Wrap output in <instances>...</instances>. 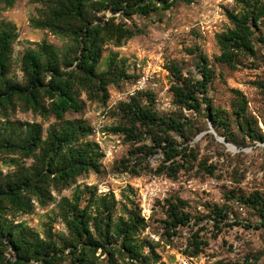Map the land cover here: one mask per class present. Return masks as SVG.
Returning <instances> with one entry per match:
<instances>
[{
  "label": "trees",
  "instance_id": "trees-1",
  "mask_svg": "<svg viewBox=\"0 0 264 264\" xmlns=\"http://www.w3.org/2000/svg\"><path fill=\"white\" fill-rule=\"evenodd\" d=\"M15 1L0 0V10L11 8ZM31 1L40 6L39 16L30 19L31 27L46 30L69 43L63 50H57L42 40L26 49L20 59L22 79L17 81L11 76L17 33L10 22H0V116L6 120L0 123V156L13 157L12 170L4 175L0 171V264H96L103 255L106 264H118V260L122 264H149L148 256L142 252L144 248L156 262L158 242L138 240L147 226L137 207L124 206L123 216L114 217V199L96 196L94 190L88 189L83 206V193H73L70 199L61 198L59 217L66 228L65 236H56L50 226L41 236L9 217L31 213L35 202L46 206L53 199L52 192L68 188L83 174L100 172L103 153L95 142L87 139L93 129L82 118L68 119L66 115L81 114L86 101L105 103L109 98L108 86L129 78L112 59L106 70L98 71L107 45L118 47L139 34L137 28L126 24V19L168 11L176 3L189 4L191 0ZM233 4L234 9L225 13L231 27L215 35L220 53L216 60L237 69L240 56L255 57V42L264 43V0H234ZM169 69L174 79L169 91L179 108L177 112L157 114L151 108L153 94L137 92L129 101L120 103L114 113L120 122L110 131L122 135L129 144L127 156L119 161L121 171L132 176L143 172L176 179L179 173L197 167L212 176L215 166L207 164V158L199 156L196 147L190 144L201 130L182 112L203 116L229 141L225 134L228 115L213 107L207 96L212 70L202 55H197L195 62L199 79L185 76L176 64ZM230 92L231 114L237 120L238 131L244 138L264 143L257 122L246 114V99L238 90ZM139 97L145 98L148 105H142ZM16 109L42 119L53 117L55 122L45 132L40 123H11L8 116ZM232 143L242 146L234 139ZM157 154L161 159L152 170L149 159ZM27 161L30 162L26 164ZM224 198L226 202L235 199L253 211L260 220L256 228H264V195L235 196V192L229 191ZM162 206L166 237L173 238L179 230L191 225L184 210L185 201L168 197ZM227 212L224 206H212V228L220 231L222 227L241 225L231 223ZM199 233L197 228L189 236L184 250L189 257L198 256L208 246ZM242 264L255 263L245 260Z\"/></svg>",
  "mask_w": 264,
  "mask_h": 264
},
{
  "label": "rangeland",
  "instance_id": "rangeland-1",
  "mask_svg": "<svg viewBox=\"0 0 264 264\" xmlns=\"http://www.w3.org/2000/svg\"><path fill=\"white\" fill-rule=\"evenodd\" d=\"M228 1L230 0H191L189 4L179 2L168 11L153 12L145 17L135 15L126 19V24L137 28L139 34L118 47L107 45L98 71L106 70L112 59L118 69L129 78H122L108 86L109 98L105 103L86 101L81 114L66 115L68 119L82 118L93 129L87 139L95 142L103 153L100 172L81 175L68 188L52 192L53 199L46 206H39L35 202L31 213L17 214L13 218L9 217V220L23 223L41 236L49 226L56 236H65L66 228L59 217L61 198L70 199L73 193H83V206L90 189L95 191L96 196L106 195L114 199V217L123 216V207L128 209L132 205L144 215L147 227L138 240H150L159 244L155 250L158 256L156 262L147 248L142 250L143 255L148 256L149 264H178V254L182 252L186 255L187 251L184 250L189 236L197 228L200 229L198 236L201 240L208 242L203 252L194 258L197 264H242L245 260L264 264V228H256L259 217L235 199L226 202L224 198L229 191L235 192V196L252 193L264 195V143L244 138L238 131L237 120L231 114L233 96L230 92L231 89L241 92L247 101V116L257 122L258 131L264 137V43L255 42V57L240 56L237 69H231L216 60L220 53L215 35L231 27L225 13L235 6H229ZM39 9L40 6L31 0H16L11 8L0 10V22H10L17 33L11 65V76L17 81L22 79L20 59L26 49L33 48L42 40L52 44L57 50H63L69 43L46 30L31 27L30 19L39 16ZM197 55L204 56L212 70L213 78L208 85L207 96L213 107L227 113L229 123L225 134L231 141L224 140L233 145L235 150L218 140L222 136L212 127L210 129L206 118L182 110L201 130L190 144L196 147L199 156L207 158V164L215 166L214 175L203 174L197 167L179 173L176 179L143 172L139 176H132L121 171L119 161L127 156L129 144L123 140L122 135L110 131L120 122L119 117L114 114L118 111V105L132 97L134 81L146 76L147 88L140 92L153 94L154 103L151 108L157 114L177 112L179 108L174 104L169 91L174 83L170 65L176 64L185 76L199 79L195 69ZM133 95L136 96V92ZM139 100L142 105H148L145 98L139 97ZM8 121L40 123L44 132L55 122L53 117L42 119L19 109L9 114ZM3 122L6 120L0 116V123ZM232 138L242 146L234 145ZM10 158L13 157L0 156V171L3 175L12 170ZM160 159V154L150 157L149 167L155 169ZM168 197L186 202L184 210L188 213L191 224L190 228L179 230V234L173 238L165 236L163 225L166 215L162 204ZM213 205L224 206L229 212L230 222L241 225L222 227L220 231L212 228ZM98 254L99 251L96 256ZM95 263L106 264V257L99 256ZM118 264H122L120 260Z\"/></svg>",
  "mask_w": 264,
  "mask_h": 264
},
{
  "label": "built area",
  "instance_id": "built-area-1",
  "mask_svg": "<svg viewBox=\"0 0 264 264\" xmlns=\"http://www.w3.org/2000/svg\"><path fill=\"white\" fill-rule=\"evenodd\" d=\"M234 1V0H233ZM233 1H228L229 3V6H232L233 4ZM147 85H148V79L146 76H141L139 78H137L135 81H134V84H133V93L131 94V96H133V94L136 92H140V91H143L144 89L147 88ZM141 217L144 218V215L143 214H140ZM195 258V257H194ZM194 258L192 257H187L185 254H183L182 252H180L178 254V257H177V262L178 264H197L194 260Z\"/></svg>",
  "mask_w": 264,
  "mask_h": 264
},
{
  "label": "water",
  "instance_id": "water-1",
  "mask_svg": "<svg viewBox=\"0 0 264 264\" xmlns=\"http://www.w3.org/2000/svg\"><path fill=\"white\" fill-rule=\"evenodd\" d=\"M210 129H212L211 126H210ZM210 132H211V133H214L213 131H210ZM218 140H219L220 142H222L223 144H225L229 149H231V150H235V147H234L233 145L227 143V142L224 140V138L220 137Z\"/></svg>",
  "mask_w": 264,
  "mask_h": 264
}]
</instances>
